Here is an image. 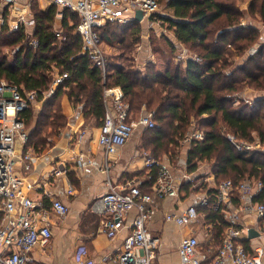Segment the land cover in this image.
Wrapping results in <instances>:
<instances>
[{
	"label": "trees",
	"instance_id": "trees-1",
	"mask_svg": "<svg viewBox=\"0 0 264 264\" xmlns=\"http://www.w3.org/2000/svg\"><path fill=\"white\" fill-rule=\"evenodd\" d=\"M243 1L158 0L170 14L155 13L150 19L164 24L173 37L161 35L166 48L154 49L163 62L161 71L157 72V63L148 62L142 72L132 55L141 38L137 23L107 22L96 29L101 44L121 50L106 58L102 71L90 59L76 32L77 16L63 9L57 25V7L50 5L42 10L37 0H32L31 35L22 25L9 30L5 22L0 28V81L23 93L34 91L36 100H45L25 148L40 154L50 145L48 138L65 128L67 118L60 106L64 94L74 109L82 108L85 122L93 121L100 127L105 114L103 90L119 87L132 118L140 115L142 104L151 111L155 127L143 133L145 150L157 157L170 151L172 156L193 120L202 130L203 139L190 144L187 157L191 170L197 160H214L212 171L217 184L244 178L259 179L264 184V153L237 152L225 138V133L243 141H252L255 136L264 146V39L256 26L241 25L239 5ZM248 9L251 17L264 25V0H249ZM2 16L6 18L5 12ZM60 33L62 42L57 41ZM13 46L16 51L12 56L3 54L5 48ZM63 73L67 77L49 93L54 78ZM245 90L258 95L249 99ZM20 115L29 128L33 121L31 105ZM45 127L50 131L48 138L41 135ZM157 139L160 143L151 147L150 142ZM145 169L141 190L152 188L156 179V168ZM213 192L206 194L207 204L196 208L198 215L212 224L210 246L217 251L227 222L211 208L209 197ZM254 200L264 205V188Z\"/></svg>",
	"mask_w": 264,
	"mask_h": 264
},
{
	"label": "built area",
	"instance_id": "built-area-1",
	"mask_svg": "<svg viewBox=\"0 0 264 264\" xmlns=\"http://www.w3.org/2000/svg\"><path fill=\"white\" fill-rule=\"evenodd\" d=\"M55 5L60 10L68 9L78 18L76 32L81 36L86 52L93 63L102 71L106 56L101 50V42L96 29L107 22L121 25L134 21L135 12L140 10L143 19L155 14L159 8L158 0H41ZM1 3L14 4L16 0H0ZM62 13L58 14L61 19ZM11 29L29 21L20 18ZM3 24V20L0 18ZM57 38H60L57 36ZM35 44V42H33ZM67 77L66 73L54 78L49 93ZM36 99L34 91L21 90L5 81H0V264H37L31 257L37 246L49 244L52 232V216L64 217L67 205L60 199L45 194L48 204L43 200L34 201L27 195V185L18 173V163L23 170L30 169L35 154L27 150L21 154L16 150L18 141L25 144L27 130L20 115ZM105 114L99 127L97 143L107 156L115 154L140 127H155L150 113H141L132 118L128 105L123 102V92L119 87H105L103 90ZM226 140L237 152H261L264 146L258 138L252 141L237 139L225 133ZM203 139L202 131L192 129L182 143L190 145ZM145 168H156V179L152 191L159 198L178 197V187L171 166L149 155H145ZM55 175L59 173L56 170ZM187 178V177H185ZM188 179V178H187ZM108 191L94 204V209L102 217V232L110 239L124 227L126 215L136 210L130 223L131 232L123 240L122 251L117 256L119 264H150L149 253L155 251L160 240L152 235L146 222L153 215L151 197L136 182H128L118 190L106 182ZM264 184L259 179L244 178L236 183L231 180L220 181L212 196L211 208L219 212L227 222L212 264H264V205L254 200L262 191ZM71 189L67 190L69 194ZM208 195L180 213H166L165 221L178 226L187 225L198 218L197 206L205 205ZM239 208H235V203ZM240 212H251L255 218L253 228L257 235L248 238V230L239 226ZM245 243V244H244ZM199 241L195 236L184 237L178 247L181 264H200L197 257Z\"/></svg>",
	"mask_w": 264,
	"mask_h": 264
},
{
	"label": "crops",
	"instance_id": "crops-1",
	"mask_svg": "<svg viewBox=\"0 0 264 264\" xmlns=\"http://www.w3.org/2000/svg\"><path fill=\"white\" fill-rule=\"evenodd\" d=\"M30 1L16 0L14 4L0 2V6L2 12H8L6 22L9 27L20 23V18L27 19L29 22L22 26L31 35L34 31V22ZM37 2L42 10L50 6L41 0ZM248 5L249 0L246 1V6ZM57 9L58 14L62 12L59 8ZM2 12H0V18L3 24L0 22V28L5 23ZM57 16L56 19L59 22L60 19ZM145 20L147 18L130 23L134 22L142 26ZM258 23L260 26H253L261 31L264 39V25L260 21ZM168 32L169 37L172 38V33ZM179 47L183 51V46ZM154 56V53L146 48L141 49L137 44L136 62L140 71L144 72L140 66L148 62L156 63ZM160 71V67L157 68V72ZM244 95L250 99L258 94L245 90ZM60 106L67 118L66 126L58 136H53L49 140L50 145L40 154H35L31 147L25 148V144L20 141L16 144L19 154L27 150L35 154L28 171L23 170L21 164L17 165V171L27 185L28 197L34 201L43 200L45 204H48L45 194H50L62 200L68 207V213L64 217H51V240L47 246H37L32 250L33 260L37 264H119L117 256L122 251L125 236L131 232L130 223L136 215V210L126 215L123 229L110 239L101 230L103 217L93 207L97 200L108 191L107 181L118 190L123 189L128 182H136L141 187L147 172L144 166L145 155H151L156 160L160 159L161 162L170 164L178 187V197L159 198L151 188L143 189L152 200V203H146L145 207L154 210L153 215L146 222V227L160 240L158 248L148 255L150 264H181L178 247L180 241L186 236H195L198 239L197 257L200 264H212L216 254V249L212 250L209 240L212 224L206 222L204 215H198L195 221L187 225L178 226L175 223L166 222L165 214L180 213L188 206L198 203L208 192L215 190L217 183L212 171L213 162L197 160L196 167L191 170L187 157L190 145H185L180 140L174 147L172 156H169L170 151L162 153L159 157L154 156L149 149L143 148L145 131L143 127L138 128L117 153L107 156L97 143L99 126L92 123L93 121L85 122L82 108L74 109L65 94L61 97ZM142 112L140 111V114ZM191 127L189 132L193 129L192 123ZM153 143L150 142L149 145L154 147L160 142L157 139ZM56 170L59 171L57 175L54 173ZM69 188L71 191L67 194ZM197 188H202L203 192L193 197L192 193ZM235 208H239L238 202L235 203ZM254 223L255 218L251 212H240L239 226L241 228L248 230L253 228Z\"/></svg>",
	"mask_w": 264,
	"mask_h": 264
},
{
	"label": "rangeland",
	"instance_id": "rangeland-1",
	"mask_svg": "<svg viewBox=\"0 0 264 264\" xmlns=\"http://www.w3.org/2000/svg\"><path fill=\"white\" fill-rule=\"evenodd\" d=\"M32 1V0H31ZM31 1H30V3H31ZM246 1L247 0H244L243 2H242V4L240 5V13L242 14V18H241V24L242 23H244V24H250V25H256V26H260V24L258 23V19H254V18H252L251 16V14L249 13L250 11H249V9H248V6H246ZM38 5H39V3H38ZM2 8H1V6H0V12H2V10H1ZM4 12V11H3ZM170 11H168L167 9H165V8H163V5H161L160 4V6H159V8H158V10H157V12L156 13H164V14H170L169 13ZM5 14H7L8 15V12H5ZM6 15V16H7ZM149 19H150V17H149ZM149 19H147V20H145V22H144V24H142V26H140L139 25V30H140V41L138 42V44H139V47H141V49H148L149 50V52H152V53H154V57H155V61H156V63H157V68H159L160 67V69H162L161 67H162V63L163 62H161L160 61V55H158L155 51H154V49L156 48V47H158L161 51H163L166 47H164V44H162L163 42H162V39H161V35H169V32L167 31V28H166V26L164 25V24H160V22L158 21V20H150V22H148V20ZM6 20H7V17L5 18V22H6ZM8 21V20H7ZM60 22V21H59ZM58 20H56V24L57 25H59L58 23ZM8 22H6V24H7ZM7 27H8V29L9 30H11V27H9V25L7 24ZM143 36H145V37H143ZM59 37L60 38H57V41L58 42H62V40H63V36L61 35V33L59 34ZM101 50L103 51V53L105 54V56H106V58H107V60L109 59V57L110 56H113V55H117L118 53H121V50L120 49H118V48H116L115 46L114 47H112L111 45H107V44H101ZM183 49H185L184 47H183ZM16 51V46H15V48H14V46H13V48H11V47H7V48H5L4 50H3V54H5L7 57L8 56H12V54L14 53ZM180 54V53H179ZM132 55H133V61H134V64L137 66V62H136V60H137V45L134 47V51H133V53H132ZM181 55V54H180ZM182 57V59H183V57H184V55L183 56H181ZM147 65V64H146ZM146 65H143V66H140V67H142V69H144V71H145V69H146ZM138 67V66H137ZM52 86V85H51ZM38 99V98H37ZM61 101V100H60ZM44 102H45V100H44V98H42L41 100H36L35 99V101L31 104V112H32V116H33V118H32V123H31V126L28 128L27 127V133L29 134V132H30V130L32 129V127H34V125L37 123V120L39 119V115H40V113L42 112V109H43V105H44ZM140 111H143L142 113H149V112H151L149 109H146V107L145 106H143L142 105V107L140 108ZM139 111V112H140ZM192 125H193V128L194 129H196V130H198L199 128H198V125L196 124V122L195 121H193L192 122ZM31 128V129H30ZM192 128V127H191ZM190 127L188 128V130L189 129H191ZM201 128V127H200ZM222 130V129H221ZM202 131V130H201ZM224 131V130H223ZM225 132V131H224ZM48 133H50V131H48L47 130V127H45L44 129H42V137H46V138H48ZM60 134V132L56 135V136H58ZM188 134V133H187ZM187 134H185V135H183V137L180 139V141H182V139L184 138V136H186ZM53 137V136H52ZM52 137H50V138H48V140H51L52 139ZM254 138H256L255 136H254ZM50 142V141H49ZM117 153V152H116ZM114 155V154H113ZM145 160V159H144ZM214 161V160H213ZM212 161V162H213ZM145 162V161H144ZM215 163V162H214ZM201 171H206V169H201ZM202 187V186H201ZM198 189V190H197ZM197 189H195V192H193L192 193V196L194 197H196L197 196V194L198 193H201V191L203 192V189L202 188H197ZM200 221V220H199Z\"/></svg>",
	"mask_w": 264,
	"mask_h": 264
},
{
	"label": "water",
	"instance_id": "water-1",
	"mask_svg": "<svg viewBox=\"0 0 264 264\" xmlns=\"http://www.w3.org/2000/svg\"><path fill=\"white\" fill-rule=\"evenodd\" d=\"M142 20H143V13L140 10L136 11L134 16V22H139ZM247 232H248V238H252L257 235V232L255 231L254 228L248 229Z\"/></svg>",
	"mask_w": 264,
	"mask_h": 264
}]
</instances>
